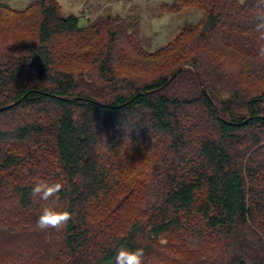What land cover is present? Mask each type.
<instances>
[{"label":"trees","instance_id":"16d2710c","mask_svg":"<svg viewBox=\"0 0 264 264\" xmlns=\"http://www.w3.org/2000/svg\"><path fill=\"white\" fill-rule=\"evenodd\" d=\"M258 3H163L202 17L154 52L120 16L0 4V264H114L121 247L143 264H264ZM41 180L63 184V229L36 228Z\"/></svg>","mask_w":264,"mask_h":264},{"label":"rangeland","instance_id":"374dc122","mask_svg":"<svg viewBox=\"0 0 264 264\" xmlns=\"http://www.w3.org/2000/svg\"><path fill=\"white\" fill-rule=\"evenodd\" d=\"M33 0H0L16 10H24ZM62 14L77 15L80 24L87 26L104 16H120L140 24L141 45L154 52L169 42L184 27L197 23L202 14L197 9H187L178 14L160 16L161 5L172 0H58ZM243 1V0H241Z\"/></svg>","mask_w":264,"mask_h":264},{"label":"clouds","instance_id":"9594fccd","mask_svg":"<svg viewBox=\"0 0 264 264\" xmlns=\"http://www.w3.org/2000/svg\"><path fill=\"white\" fill-rule=\"evenodd\" d=\"M258 7L264 8V0H259ZM255 30L261 34V39H264V11H261L256 17ZM259 55L264 57V45L259 49ZM63 188L60 182L49 183L47 181L37 182L31 190L32 196L39 198L41 201H52L51 206H44L42 213L36 221V228L40 231L49 229H63L72 219V214L68 210H59L55 204L59 200V193ZM144 250L137 248L130 250L121 247L115 257L114 264H143Z\"/></svg>","mask_w":264,"mask_h":264},{"label":"water","instance_id":"95a60500","mask_svg":"<svg viewBox=\"0 0 264 264\" xmlns=\"http://www.w3.org/2000/svg\"><path fill=\"white\" fill-rule=\"evenodd\" d=\"M30 67L32 69H34L39 75L43 74L45 72V70H46L45 63H44L43 59L41 58V56L38 55V54L35 55L31 59V61H30ZM200 84L202 86V89H203L204 93L207 94V91H206V89H205V87H204V85H203V83L201 81H200Z\"/></svg>","mask_w":264,"mask_h":264}]
</instances>
